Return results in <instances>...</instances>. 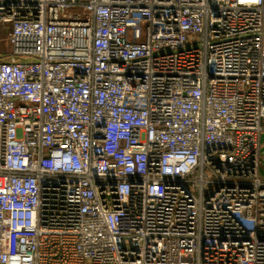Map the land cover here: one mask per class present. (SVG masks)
<instances>
[{
    "label": "built area",
    "instance_id": "2783aa9c",
    "mask_svg": "<svg viewBox=\"0 0 264 264\" xmlns=\"http://www.w3.org/2000/svg\"><path fill=\"white\" fill-rule=\"evenodd\" d=\"M264 0H0V264H264Z\"/></svg>",
    "mask_w": 264,
    "mask_h": 264
},
{
    "label": "rangeland",
    "instance_id": "374dc122",
    "mask_svg": "<svg viewBox=\"0 0 264 264\" xmlns=\"http://www.w3.org/2000/svg\"><path fill=\"white\" fill-rule=\"evenodd\" d=\"M263 154H264V149H263ZM263 167H264V155H263Z\"/></svg>",
    "mask_w": 264,
    "mask_h": 264
}]
</instances>
